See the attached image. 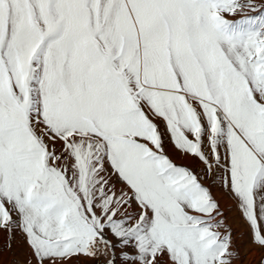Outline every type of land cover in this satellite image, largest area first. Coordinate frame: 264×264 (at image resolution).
Masks as SVG:
<instances>
[{
    "label": "snow or ice",
    "instance_id": "obj_1",
    "mask_svg": "<svg viewBox=\"0 0 264 264\" xmlns=\"http://www.w3.org/2000/svg\"><path fill=\"white\" fill-rule=\"evenodd\" d=\"M249 256L264 0H0V264Z\"/></svg>",
    "mask_w": 264,
    "mask_h": 264
},
{
    "label": "rangeland",
    "instance_id": "obj_2",
    "mask_svg": "<svg viewBox=\"0 0 264 264\" xmlns=\"http://www.w3.org/2000/svg\"><path fill=\"white\" fill-rule=\"evenodd\" d=\"M255 258L258 260V255L255 256ZM253 260V256L248 257V264H251V261Z\"/></svg>",
    "mask_w": 264,
    "mask_h": 264
}]
</instances>
